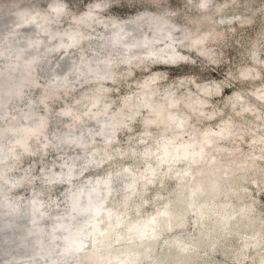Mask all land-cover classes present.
<instances>
[{
	"label": "clouds",
	"instance_id": "clouds-1",
	"mask_svg": "<svg viewBox=\"0 0 264 264\" xmlns=\"http://www.w3.org/2000/svg\"><path fill=\"white\" fill-rule=\"evenodd\" d=\"M0 264H264V0H0Z\"/></svg>",
	"mask_w": 264,
	"mask_h": 264
}]
</instances>
